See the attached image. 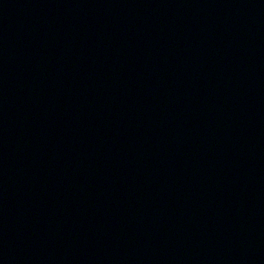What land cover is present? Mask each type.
Instances as JSON below:
<instances>
[{
    "label": "water",
    "instance_id": "95a60500",
    "mask_svg": "<svg viewBox=\"0 0 264 264\" xmlns=\"http://www.w3.org/2000/svg\"><path fill=\"white\" fill-rule=\"evenodd\" d=\"M0 264H264V0H0Z\"/></svg>",
    "mask_w": 264,
    "mask_h": 264
}]
</instances>
